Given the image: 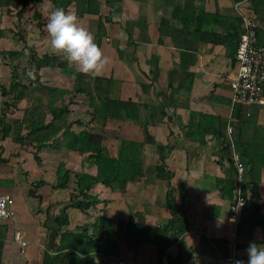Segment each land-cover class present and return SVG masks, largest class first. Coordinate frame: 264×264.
<instances>
[{"label": "crops", "instance_id": "obj_1", "mask_svg": "<svg viewBox=\"0 0 264 264\" xmlns=\"http://www.w3.org/2000/svg\"><path fill=\"white\" fill-rule=\"evenodd\" d=\"M96 2V13L78 16L80 24L93 33L95 43L110 59L106 68L93 76L115 79L114 93L135 104L129 111L136 118H94L89 113L87 96L80 93L68 104L66 122H73L71 129L76 132L83 129L101 132L111 156H117L120 139L142 142L144 173L127 181L124 189H111L97 182L88 193L98 202L85 212L68 207L76 178L71 172L66 188L56 187L58 165L62 162L72 171L96 174L97 166L85 161L87 153L65 147L20 144L10 135L1 136L0 123V193L10 195L15 212L12 219H0V225L6 227L0 264H42L44 250L54 253L60 232L79 227L80 232L86 229L92 235L94 222L102 214L114 223L123 224L122 231L116 232L119 239L101 238L100 250L94 254L97 264H163L157 262L152 233L148 237L143 232L142 241L137 242L126 231H131L139 220L151 231L167 224L171 218V209L166 205L169 186L174 189L176 205L185 210L188 222L185 244L197 249L189 263L215 264L210 252H198L200 237L205 236L226 240L221 264H226L225 258L232 255L247 264L249 243L255 241L264 247L263 231L256 225L249 235L246 229L238 228V223L234 226L228 221L237 183L236 180L233 188L234 170L230 165L231 161L234 165L235 156L240 163L232 133L233 126L239 125L242 140L250 143L248 151H242L243 158L251 162L245 168L240 163L241 184L257 180L264 218V104L232 103L230 81L237 71L235 49L243 31L241 14L261 13L259 16L264 19V0ZM46 3L53 6L50 0L36 5L44 16ZM29 5L32 4H28L27 10ZM10 8L13 10L12 5ZM67 11L76 13L74 2ZM14 19H0V28L4 29L0 43L11 32ZM43 37L41 42L47 43L48 52H52L47 33ZM257 41L264 46V29L258 30ZM7 62L0 56V84L5 86L10 82ZM70 65L80 71L77 65ZM5 68L9 71L6 75ZM40 73L41 80L49 85L72 87L74 77L56 68H42ZM69 97H64L65 103ZM4 99L0 91V119L5 121L21 118L29 106L21 99L16 106L3 110ZM85 115L89 118H84ZM217 118L225 119V125ZM222 131L226 135H221ZM227 142L231 151L224 148ZM157 164H163L170 172L169 180L156 177ZM39 180L44 184L35 186ZM63 217L67 222L60 226L56 219ZM233 230L235 236L231 235ZM16 232L25 245L15 240ZM114 233L112 230V237ZM177 253V241L173 240L165 257L174 259Z\"/></svg>", "mask_w": 264, "mask_h": 264}, {"label": "trees", "instance_id": "obj_2", "mask_svg": "<svg viewBox=\"0 0 264 264\" xmlns=\"http://www.w3.org/2000/svg\"><path fill=\"white\" fill-rule=\"evenodd\" d=\"M5 2L3 7V15L5 14L10 20L11 17L18 20L17 28L23 19V12L28 4L37 5L42 0H14ZM54 7H63L66 11L73 2L76 6L77 16L84 13L97 12L96 0H50ZM254 1V0H253ZM19 6L13 11L10 6ZM12 11L14 13H12ZM11 15V16H10ZM262 15L258 13V16ZM261 17V16H259ZM33 19L37 22V27L46 31V16L43 15L41 7L33 10ZM20 39L23 42V49H0V56L10 60L14 57H27L26 67L27 73L23 69V78L18 73L17 67L10 65V82L7 86L0 84L1 95L6 99L2 101V109L8 106H16L17 102L25 99L29 106L23 112L21 118L5 121L0 119L1 136L10 135L14 141L20 144L35 145L37 147H65L68 149L78 150L87 153L86 160L88 164L97 166L96 174L87 173L83 170L72 171L65 167L64 163L58 165V173L56 187L66 188L69 175L73 172L76 178V187L70 196L68 207H76L81 211L94 207L98 202L95 197L91 196L88 191L97 182H101L111 189H124L127 181H132L143 175L144 163L141 158L142 142L128 139H120L118 142L117 156H111L107 153L103 143V134L95 130L83 129L74 131L71 129L73 122H66V116L69 113L68 104L71 98L77 94H84L88 99L89 113L94 118L100 120L112 119H135V115L130 114V108H134L135 104L131 101H123L112 89L116 82L113 78H103L93 76L92 74H84L81 71L73 69L63 55H57L53 52L44 51L42 54L34 50L28 55L25 53L31 50L27 44L21 28ZM4 36V29L0 28V38ZM9 64V62H7ZM42 68H56L66 76H73V84L70 89L57 87L47 84L41 80ZM103 83V84H101ZM68 95L69 101L64 102V97ZM242 104V103H241ZM48 118V119H47ZM225 125L226 120L217 118ZM232 126L234 122L231 121ZM232 140L234 148L238 152L239 161L244 168L251 162L250 159H244L242 151H248L249 142H244L241 137L239 125H234ZM25 131V132H23ZM226 135L225 131L220 132ZM227 151H231L229 142L224 147ZM37 159V156H35ZM231 159V158H229ZM231 161L233 172V188L237 180V171ZM156 177L159 179H170L168 172L163 164H157L154 167ZM44 184L39 180L35 186ZM33 192V191H32ZM241 193L245 199L242 206L238 228H244L251 235L254 226L260 225L263 231L264 243V218L260 212V194L257 180L249 179L241 185ZM166 205L171 209V218L164 226H156L152 229L143 221L132 225L131 231H126L128 237L134 238L135 241H142L143 232L148 237L153 235V242L157 249V262L163 264H191L189 258L197 251L196 248H188L184 241V235L188 230V222L185 210L176 205L174 189L169 186L166 192ZM56 222L62 226L66 224L67 218L56 219ZM121 222L114 223L108 219L105 214L97 217L93 226V233L89 235L86 229L82 232L79 227L76 230H63L60 232L59 242L54 250L50 253L49 249H45L43 253L42 264H97L94 260V254L100 250V240L103 236L108 239H119L117 231H122ZM115 231L114 237L111 231ZM6 227L0 225V247L2 240L5 238ZM177 241L178 253L174 259L165 257L167 248L172 241ZM200 250L198 252H210L215 257V264H221V259L226 254V240L222 238L200 237ZM208 248V250H207ZM165 257V258H164ZM107 264H116L108 262ZM157 264V263H156Z\"/></svg>", "mask_w": 264, "mask_h": 264}, {"label": "built area", "instance_id": "obj_3", "mask_svg": "<svg viewBox=\"0 0 264 264\" xmlns=\"http://www.w3.org/2000/svg\"><path fill=\"white\" fill-rule=\"evenodd\" d=\"M243 31L238 37L235 49V60L237 71L230 81L232 91V103L242 104H264V95L262 93L264 83V46L257 41V32L264 29V19L256 15H243ZM234 165L237 171V183L235 196L230 205L228 221L234 226L237 225L240 218L242 207L237 209L238 202H245L241 193V178L243 166L238 162L235 156ZM236 209V210H234ZM15 212L11 206V197L8 194L0 193V219H12ZM234 220V222H233ZM235 236V230L231 232ZM15 240L22 245L25 242L21 239L18 232L14 235ZM236 260H242L235 255L225 258L226 264H234ZM122 264V262H118Z\"/></svg>", "mask_w": 264, "mask_h": 264}, {"label": "clouds", "instance_id": "obj_4", "mask_svg": "<svg viewBox=\"0 0 264 264\" xmlns=\"http://www.w3.org/2000/svg\"><path fill=\"white\" fill-rule=\"evenodd\" d=\"M43 11L49 47L54 54H62L68 63L77 65L84 74L96 75L106 68L110 63L109 57L95 43L93 33L80 24L74 11H66L50 3L45 4ZM242 206L243 202H238L237 209ZM246 251L247 264H264V247L260 244L252 241ZM234 264L245 262L236 260Z\"/></svg>", "mask_w": 264, "mask_h": 264}, {"label": "rangeland", "instance_id": "obj_5", "mask_svg": "<svg viewBox=\"0 0 264 264\" xmlns=\"http://www.w3.org/2000/svg\"><path fill=\"white\" fill-rule=\"evenodd\" d=\"M8 1H12V0H0V19L3 18L4 21L6 19H8L6 17V15L1 12L3 11V7L6 5L5 2ZM13 3H15V1L13 0ZM19 6H14L13 5V11H16L17 8ZM29 9H25L23 12V19L22 22L19 24L21 31L23 33V35L26 38L27 44L31 47L28 52L25 53L26 54H30L32 50H34L37 53L42 54L44 51H49L48 48V44L47 43H42L41 39L44 38V29H42V31L40 30L41 28L37 27V22H35V20L33 19V9H35L37 6L36 5H29ZM11 16V15H10ZM18 20L14 19V23H17ZM13 23V27L10 30L11 32L8 33L7 38L3 39L2 42L0 43V47H2L3 49H8V48H17V49H23V42L21 41L20 37H19V33L20 31H18L16 24L14 25ZM26 58L27 57H14L10 60H7L9 62V66L14 64L17 67L18 73H20L21 77L23 78V69L26 71L27 73V67L26 65ZM7 59V58H5ZM7 65V63L5 64ZM8 67V66H6ZM9 72L8 68H5V73L4 75H6V73ZM84 118H89L86 115L83 116Z\"/></svg>", "mask_w": 264, "mask_h": 264}, {"label": "bare ground", "instance_id": "obj_6", "mask_svg": "<svg viewBox=\"0 0 264 264\" xmlns=\"http://www.w3.org/2000/svg\"><path fill=\"white\" fill-rule=\"evenodd\" d=\"M87 215V214H86Z\"/></svg>", "mask_w": 264, "mask_h": 264}]
</instances>
